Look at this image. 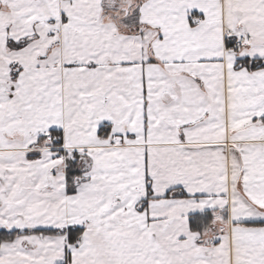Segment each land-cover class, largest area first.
<instances>
[{
	"label": "snow or ice",
	"instance_id": "1",
	"mask_svg": "<svg viewBox=\"0 0 264 264\" xmlns=\"http://www.w3.org/2000/svg\"><path fill=\"white\" fill-rule=\"evenodd\" d=\"M0 264H264V0H0Z\"/></svg>",
	"mask_w": 264,
	"mask_h": 264
}]
</instances>
